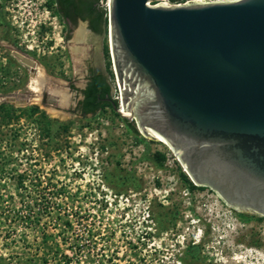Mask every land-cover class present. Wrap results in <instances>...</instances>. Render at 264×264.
I'll list each match as a JSON object with an SVG mask.
<instances>
[{
    "label": "rangeland",
    "instance_id": "obj_1",
    "mask_svg": "<svg viewBox=\"0 0 264 264\" xmlns=\"http://www.w3.org/2000/svg\"><path fill=\"white\" fill-rule=\"evenodd\" d=\"M50 3L0 0V94L31 78L12 46L35 58L48 86L67 98L58 114L0 98V264H264V218L247 220L208 188L190 190L168 146L134 121L142 142L107 107L68 111L90 69L119 102L108 20L100 34L87 21L66 27ZM159 3L171 5H149ZM72 81L76 90L68 91ZM47 119L57 120L54 129ZM156 151L165 154L160 167Z\"/></svg>",
    "mask_w": 264,
    "mask_h": 264
},
{
    "label": "water",
    "instance_id": "obj_2",
    "mask_svg": "<svg viewBox=\"0 0 264 264\" xmlns=\"http://www.w3.org/2000/svg\"><path fill=\"white\" fill-rule=\"evenodd\" d=\"M150 1L109 0L114 111L194 185L264 218V0Z\"/></svg>",
    "mask_w": 264,
    "mask_h": 264
},
{
    "label": "trees",
    "instance_id": "obj_3",
    "mask_svg": "<svg viewBox=\"0 0 264 264\" xmlns=\"http://www.w3.org/2000/svg\"><path fill=\"white\" fill-rule=\"evenodd\" d=\"M167 1L171 4H178L183 2L184 0ZM48 5L54 6L53 13H55L61 19L62 23H64V20L66 18H69L73 23H75L76 19L88 21L89 28L96 34H100L107 24L106 10L102 6H100V0H51V3ZM105 52L107 53L106 46ZM110 75L112 76V72H110ZM109 92L110 85L106 77L101 72H97L84 90V100L81 103V112L83 114L94 115L98 113V111L103 110L105 107H107L110 109L111 113L118 119H120L126 125L127 129L135 135V137L138 139V142H142L143 138L137 137L138 133L134 125L117 114L114 111L112 104L110 102H107L106 99L109 97ZM113 102L116 106H118L117 100H113ZM36 110L37 107L35 106H31L29 108V111H31L32 113ZM47 123L49 124L51 129H54L53 126L57 124V120L47 119ZM49 126H45L46 134H49ZM152 157L153 159H155L159 167L163 165V162L165 161V154L156 151L153 153ZM176 164L178 163L176 162ZM177 167L180 179L182 180V182L188 184L190 190L205 188L194 186L190 179L184 174V172L181 171L180 166L177 165ZM250 218H256L260 220V218L256 216H248L247 220ZM110 264L115 263L111 262Z\"/></svg>",
    "mask_w": 264,
    "mask_h": 264
},
{
    "label": "flooded vegetation",
    "instance_id": "obj_4",
    "mask_svg": "<svg viewBox=\"0 0 264 264\" xmlns=\"http://www.w3.org/2000/svg\"><path fill=\"white\" fill-rule=\"evenodd\" d=\"M77 20H80V19H76L75 22ZM71 24H73V22L69 18H66L64 20V25H66V27H69ZM89 30H91V29L89 28ZM8 48L12 52H15L13 49H17V48L12 47V46H9ZM15 53H16V57H19V59H21V61L23 62L22 68L24 69L23 70L24 73L27 74V75L31 74V77H34L36 75V72H37L36 71L37 70L36 67H38V66H36L37 63L35 64V62H36L35 58H33L31 55H29V54H27L25 52H22L20 50H18V53L17 52H15ZM97 72L100 73V71L97 70V69H90L89 70V73H88L87 78L85 80L84 87L79 91L80 98L76 102L75 108L72 109V110H68V111H70L71 113H74V114L76 113V114L81 115V116L90 115V114H83L81 112V103L84 100V90L86 89V87L90 83V80L96 75ZM41 73L43 75V86L40 88V92H38L39 93L38 104L40 106H43L44 107L43 110H46V111H48V108L49 109H53V110H57V111H59L58 109H64V106H62V105H66V104H62L61 105V104L58 103L59 102L58 99H59L60 95L59 94L55 95V94L52 93V91H54V90L57 91V90L56 89H52L51 86L50 87L48 86V84H50V83L47 82V78L44 76V72H43L42 69H41ZM16 82L18 83V85H20L19 83L21 81L17 79ZM17 83L14 84V88L10 89L7 92H4V93L0 94V98H1V96L3 98L1 101H7V102L11 103V102H14L15 100H19L18 104H21V103L26 102V97L28 95H30V94H32V96L30 98L36 97L37 92H34V90L29 88L28 87V83H25V82L21 83L20 87H17ZM67 87H68V91H75L76 90L73 81L68 83ZM11 99H13V100H11ZM20 99H22V101H20ZM66 100H67V98H66ZM106 100H107V102H110V103L114 100V99L111 98V88H110V92H109V97ZM38 104H33V106L34 105L37 106ZM46 114H48V112ZM60 114H61V116L64 115V113H62V112H60ZM55 119H58V118H55ZM128 122H130V121H128ZM230 209L233 210L236 213L245 214V215H249V216H254V215H251V214H248V213H245V212H240V211L235 210L233 208H230Z\"/></svg>",
    "mask_w": 264,
    "mask_h": 264
},
{
    "label": "bare ground",
    "instance_id": "obj_5",
    "mask_svg": "<svg viewBox=\"0 0 264 264\" xmlns=\"http://www.w3.org/2000/svg\"><path fill=\"white\" fill-rule=\"evenodd\" d=\"M195 1H197V0H193V1H191V2H195ZM81 34H82V30L81 31H78L77 32V36L74 34V36H76V37H74V38H79L80 36H81ZM37 70V72H36V75L34 76V77H31L30 78V80H29V83H28V87L29 88H31L32 90H34V92H37V94H36V97H32V98H30L31 96H32V94H30V95H28L27 97H26V102L29 104V103H35V104H38V101H39V93L38 92H40V88L43 86V75H42V73H41V68L40 67H37L36 68ZM52 93L53 94H55V95H60V99L61 100H63V104H66L67 103V100H66V98L64 97V96H62L60 93H62V92H59V91H52ZM28 99V100H27ZM11 100H13V99H11ZM20 101H22V99H20ZM25 101V100H24ZM15 102H17V103H19V100H15ZM62 104V103H61ZM62 106H64V105H62ZM48 110H49V112L51 113V114H58L56 111H54L53 109H49L48 108ZM120 111L122 112L123 111V109H122V107H120Z\"/></svg>",
    "mask_w": 264,
    "mask_h": 264
},
{
    "label": "built area",
    "instance_id": "obj_6",
    "mask_svg": "<svg viewBox=\"0 0 264 264\" xmlns=\"http://www.w3.org/2000/svg\"><path fill=\"white\" fill-rule=\"evenodd\" d=\"M191 1H193V0H187L185 3H189V2H191ZM208 1H224V0H208ZM185 3H183V4H185ZM149 4V3H148ZM178 5V4H177ZM100 6H102L105 10H107L108 11V6H109V0H100ZM106 11V12H107Z\"/></svg>",
    "mask_w": 264,
    "mask_h": 264
}]
</instances>
